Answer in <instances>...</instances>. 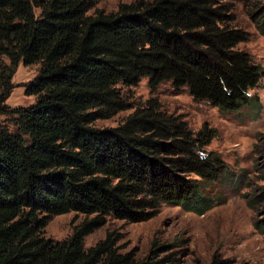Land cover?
I'll use <instances>...</instances> for the list:
<instances>
[{
  "label": "trees",
  "instance_id": "1",
  "mask_svg": "<svg viewBox=\"0 0 264 264\" xmlns=\"http://www.w3.org/2000/svg\"><path fill=\"white\" fill-rule=\"evenodd\" d=\"M99 1L0 0V264H183L176 242H152L139 261L119 252L116 232L84 246L108 219L145 222L162 205L204 215L221 203L209 188L233 177L208 150L216 131H193L156 99L95 127L131 108L119 85L170 83L222 113L260 118L250 92L263 69L238 48L249 34L230 0H135L87 15ZM232 1L264 39V0ZM19 62L39 65L26 86L35 102L10 108ZM256 169L264 182V159ZM242 197L264 238V186ZM68 213L84 219L68 238H46L48 222Z\"/></svg>",
  "mask_w": 264,
  "mask_h": 264
},
{
  "label": "rangeland",
  "instance_id": "2",
  "mask_svg": "<svg viewBox=\"0 0 264 264\" xmlns=\"http://www.w3.org/2000/svg\"><path fill=\"white\" fill-rule=\"evenodd\" d=\"M134 1L100 0L87 15L96 10L115 12L120 4ZM228 2L233 7L237 24L249 34L248 41L238 48L247 52L262 67L264 74V39L250 22L245 6L232 0ZM38 70L39 65L25 66L19 62L12 77L14 88L6 100L7 106L16 108L34 104L35 97L26 93V86L36 77ZM118 88L131 108L110 119L96 121L93 124L95 127H115L135 107L148 99H156L164 111L179 115L193 131L203 125L216 131L208 150L221 156L233 177L226 183L214 184L209 188L211 196L221 203L204 215L162 205L157 214L145 222L127 223L108 219L103 227L84 239L85 248L94 246L108 232H116L121 236L119 252H134L138 261L147 255L152 242L156 241L180 245L183 264H212L214 255L222 264H264V238L252 225L256 213L246 206L242 197L251 189L264 186L262 173L256 169L264 159V76L257 88L250 92L258 96L262 105L260 118L255 121L248 120L246 110L240 114L222 113L206 102L193 100L185 89L177 90L170 83L161 84L154 92L149 90L147 79H142L135 87L119 85ZM258 218H264V215ZM83 219L82 215L76 213L55 216L48 222L43 234L55 241L64 240Z\"/></svg>",
  "mask_w": 264,
  "mask_h": 264
}]
</instances>
